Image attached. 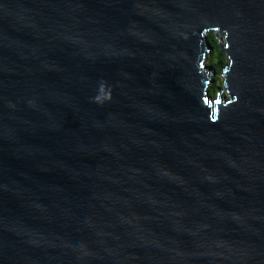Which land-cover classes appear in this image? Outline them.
<instances>
[{
  "label": "water",
  "instance_id": "1",
  "mask_svg": "<svg viewBox=\"0 0 264 264\" xmlns=\"http://www.w3.org/2000/svg\"><path fill=\"white\" fill-rule=\"evenodd\" d=\"M0 264H264V0H0Z\"/></svg>",
  "mask_w": 264,
  "mask_h": 264
},
{
  "label": "trees",
  "instance_id": "2",
  "mask_svg": "<svg viewBox=\"0 0 264 264\" xmlns=\"http://www.w3.org/2000/svg\"><path fill=\"white\" fill-rule=\"evenodd\" d=\"M209 42L213 50V55L209 58V64H212L213 61L218 60V63L220 65V67L217 70L218 75L216 76L215 81L211 87V94L215 96L223 84L220 73L224 65H226L227 59H226L225 54L223 52H220L219 49L217 48L218 39L213 33L209 35ZM216 50L218 51L217 55L215 54Z\"/></svg>",
  "mask_w": 264,
  "mask_h": 264
}]
</instances>
